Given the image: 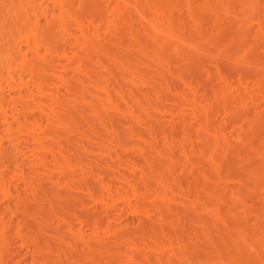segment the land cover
<instances>
[{
	"label": "bare ground",
	"instance_id": "1",
	"mask_svg": "<svg viewBox=\"0 0 264 264\" xmlns=\"http://www.w3.org/2000/svg\"><path fill=\"white\" fill-rule=\"evenodd\" d=\"M20 249L264 264V0H0V264Z\"/></svg>",
	"mask_w": 264,
	"mask_h": 264
},
{
	"label": "rangeland",
	"instance_id": "2",
	"mask_svg": "<svg viewBox=\"0 0 264 264\" xmlns=\"http://www.w3.org/2000/svg\"><path fill=\"white\" fill-rule=\"evenodd\" d=\"M24 251H25L24 249H20V253L22 252V253L20 254V256H23V257H22V261H23L22 264H24V262H25V264H29V263H28V258H27L26 256H24V255H25V252H24ZM25 257H26V258H25ZM24 258H25V259H24Z\"/></svg>",
	"mask_w": 264,
	"mask_h": 264
}]
</instances>
